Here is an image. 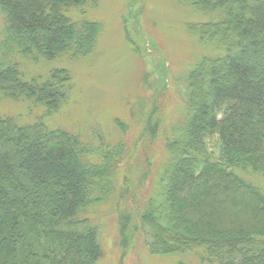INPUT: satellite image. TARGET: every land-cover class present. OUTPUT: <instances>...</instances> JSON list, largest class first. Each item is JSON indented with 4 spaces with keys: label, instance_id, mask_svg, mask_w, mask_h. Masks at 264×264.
I'll list each match as a JSON object with an SVG mask.
<instances>
[{
    "label": "trees",
    "instance_id": "16d2710c",
    "mask_svg": "<svg viewBox=\"0 0 264 264\" xmlns=\"http://www.w3.org/2000/svg\"><path fill=\"white\" fill-rule=\"evenodd\" d=\"M100 1L0 0L16 57L0 58V94L32 100L45 115L65 108L71 71L32 76L27 67L92 54L103 24L89 16ZM177 2L195 12L186 25L202 46L175 78L184 113L164 118L155 102L134 149L122 122L111 141L95 128L82 135L0 114V264H101L108 205L124 218L114 264L137 231L152 253L195 255L187 264H264V0ZM144 137L158 150L144 153ZM133 196L142 200L131 210Z\"/></svg>",
    "mask_w": 264,
    "mask_h": 264
},
{
    "label": "rangeland",
    "instance_id": "374dc122",
    "mask_svg": "<svg viewBox=\"0 0 264 264\" xmlns=\"http://www.w3.org/2000/svg\"><path fill=\"white\" fill-rule=\"evenodd\" d=\"M179 5L177 0H101L89 16L90 19L99 20L103 24L92 54L62 63L58 60L45 62L50 66L34 62L28 64L27 68L32 76L42 75L61 66L71 71L74 88L65 108L45 115V108L32 100L0 94V114L11 117L22 125H31L44 117L45 122H50L51 128L59 127L82 135L84 134L81 131L85 127H88V130L95 128L104 135L110 134L111 141L118 132H122L118 124L122 122L129 126L124 130H128L125 138L130 139L127 146L131 150L134 149L133 141L144 133L141 132L143 124L146 130H149L146 125L148 113L153 109L155 102L164 103L160 112V116L164 118L170 117L176 109V115L184 113L180 100L176 98L175 78L181 76V67H193L202 46L190 35L186 25L195 12L187 13ZM5 29V13L0 7V58L5 54L8 61L15 62V55H8ZM23 71L26 72L25 69ZM155 118L157 116L154 114ZM142 141L149 142L147 145L143 142L144 153L146 148L150 147L153 151L159 148L146 137L140 142ZM207 141L210 145L219 147L218 134L209 136ZM148 182L150 183V180L146 179L145 183H140L141 196L146 191ZM260 183L264 184V178ZM141 200L139 198L136 203L135 196L129 198L131 210ZM102 209L105 211L101 220L105 249L101 264H114L115 259H119L114 245L117 224L124 218L117 206L108 205ZM132 238L129 254L119 264L189 262L187 258L191 254L152 253L138 231ZM195 259V255H191L190 261Z\"/></svg>",
    "mask_w": 264,
    "mask_h": 264
}]
</instances>
